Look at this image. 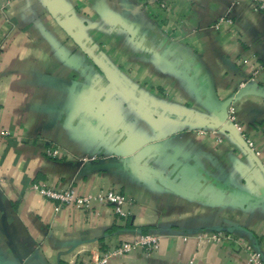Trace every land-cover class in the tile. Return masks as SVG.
Returning a JSON list of instances; mask_svg holds the SVG:
<instances>
[{"label": "crops", "instance_id": "crops-1", "mask_svg": "<svg viewBox=\"0 0 264 264\" xmlns=\"http://www.w3.org/2000/svg\"><path fill=\"white\" fill-rule=\"evenodd\" d=\"M53 1L126 91L43 0H0V264H83L145 234L158 236L157 248L107 264H249L243 245L264 252V174L231 134L205 122L220 114L186 59L199 56L221 99L244 86L264 91V15L254 0ZM231 107L264 163V97L247 94ZM103 161L153 167L202 197L91 165ZM35 186L114 190L128 216L106 202L59 206ZM218 231L231 238H200Z\"/></svg>", "mask_w": 264, "mask_h": 264}, {"label": "water", "instance_id": "water-1", "mask_svg": "<svg viewBox=\"0 0 264 264\" xmlns=\"http://www.w3.org/2000/svg\"><path fill=\"white\" fill-rule=\"evenodd\" d=\"M43 2L52 16L58 21L62 28L68 33V35L90 56V58H92V60L116 85L126 91V85L119 74L105 62V60L98 54L95 48L88 44V42L81 36L78 31H76L72 24H70V22L62 17L60 10L58 9L54 1L43 0ZM186 66L190 74H192L194 79L198 82L200 90L204 95L207 104L214 112L220 114V117L218 119L204 118L205 122L216 129H220L231 134L238 141V143L250 153L253 160L264 174V163L258 156L257 152L228 118L229 107L234 102L238 101L240 98L247 94H256L264 97V91L259 90L253 86H244L236 93L230 95L228 98L221 99L210 72L208 71L207 67L200 61L198 55H188L186 59ZM91 165L94 169L98 170L114 168L145 173L155 177L162 186L174 191L177 194L186 196L191 199H198L202 197V194L189 189L183 184L167 178L159 170L150 166L138 165L124 161H103ZM221 188L228 192L231 196L242 199L244 201H250L256 198V196L247 191L233 188L231 186Z\"/></svg>", "mask_w": 264, "mask_h": 264}, {"label": "built area", "instance_id": "built-area-1", "mask_svg": "<svg viewBox=\"0 0 264 264\" xmlns=\"http://www.w3.org/2000/svg\"><path fill=\"white\" fill-rule=\"evenodd\" d=\"M257 10L264 15V0H254ZM229 120L235 127L241 132V126L236 121V115L233 107H229ZM216 132L215 129H213ZM202 133H206L204 130ZM49 155L58 156L59 149H52L48 151ZM44 196L49 199L56 200L61 205H74L81 208H89L95 201L106 202L113 205L114 210L120 217H127L128 211L124 205L127 198L124 194L116 192L114 190H100L94 194L79 195L73 188L65 190H57L48 187L35 186ZM200 238H204L212 241H221L227 238H231L229 234L222 231L211 232L203 234ZM159 245L158 236L153 234L141 235L134 240L125 241L112 250L100 252L99 250L91 254V258L88 262L83 264H107L109 259L114 255H121L128 253L135 248L145 247L147 249H155ZM249 256V264H264V252L257 246L243 245Z\"/></svg>", "mask_w": 264, "mask_h": 264}]
</instances>
